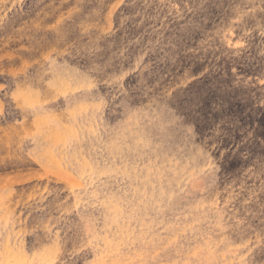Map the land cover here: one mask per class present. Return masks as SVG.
<instances>
[{
	"label": "rangeland",
	"instance_id": "obj_1",
	"mask_svg": "<svg viewBox=\"0 0 264 264\" xmlns=\"http://www.w3.org/2000/svg\"><path fill=\"white\" fill-rule=\"evenodd\" d=\"M0 264H264V0H0Z\"/></svg>",
	"mask_w": 264,
	"mask_h": 264
},
{
	"label": "bare ground",
	"instance_id": "obj_2",
	"mask_svg": "<svg viewBox=\"0 0 264 264\" xmlns=\"http://www.w3.org/2000/svg\"><path fill=\"white\" fill-rule=\"evenodd\" d=\"M130 17V16H129ZM123 28V27H122ZM115 33V32H114ZM122 34V33H121ZM155 159V158H154ZM149 164V163H148ZM155 166V165H154ZM156 169V168H155ZM150 170H151V168H150ZM168 170V169H167ZM173 170V169H172ZM156 171V170H155ZM148 172H150V171H148ZM153 172H154V170H153ZM158 172V171H157ZM161 173H162V171H161ZM179 173V172H178ZM157 174V173H156ZM156 176V175H155ZM158 177H159V174H158ZM147 182V181H146ZM158 182V181H157Z\"/></svg>",
	"mask_w": 264,
	"mask_h": 264
}]
</instances>
